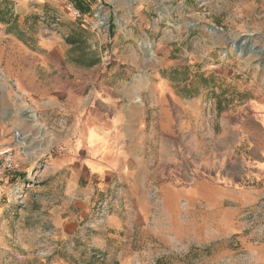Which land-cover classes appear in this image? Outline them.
<instances>
[{
    "label": "rangeland",
    "instance_id": "rangeland-1",
    "mask_svg": "<svg viewBox=\"0 0 264 264\" xmlns=\"http://www.w3.org/2000/svg\"><path fill=\"white\" fill-rule=\"evenodd\" d=\"M83 4L76 19L74 0H0V39L37 40L47 67L34 76L11 67L22 79L11 82L19 124L7 133L24 165L0 176V264H264V108L244 109L249 98L264 103V0ZM138 83L152 87L137 101L158 115L159 151L148 152L145 177L131 161L127 178L91 172L77 134L87 119L111 118L105 85ZM43 137L50 148L36 145ZM60 155L62 174L50 166ZM226 166L237 183L219 178Z\"/></svg>",
    "mask_w": 264,
    "mask_h": 264
},
{
    "label": "crops",
    "instance_id": "crops-1",
    "mask_svg": "<svg viewBox=\"0 0 264 264\" xmlns=\"http://www.w3.org/2000/svg\"><path fill=\"white\" fill-rule=\"evenodd\" d=\"M2 34L6 35V30ZM41 46L42 45L39 44L37 40L30 41L18 38L15 40L12 39L3 41L0 39V149L4 150L13 148L15 150L14 158L17 166L16 172L23 168L22 166L24 165L22 156L19 152L22 148H17L15 146L16 141L12 136L13 131L7 133V129L11 126V124H19V114H17L16 111L17 99H15L13 95V84H11V82L22 78L13 76L11 73V67L15 62L19 68V73H22L23 71L24 74H32L33 76L37 74V72L39 75L41 72L45 74L47 71L46 57L44 48ZM92 69H94V67ZM43 81V83H45L44 86H46V80L44 79ZM23 85L26 84L24 83ZM149 85L151 84L146 83V85H143L138 83L134 86H131V88L128 87L125 90L119 89L117 84L110 86L105 85L107 87L106 89L110 91L112 98L110 99L111 101H104L102 106L105 107L106 111L108 110L112 112L111 118L87 119L84 125V128H86L85 134L78 133L75 138V147H83V153L86 155V161L84 162L85 168H88L91 172H96V174L99 175L102 174L103 171L111 170L112 172L116 173L121 169L122 172H118V176L127 178V176L130 174L128 172V162L131 161L132 164H138L136 167H139L140 175L145 177V174L148 171V163L150 160V157H148V152L159 151V147L155 141L159 134L157 128L158 115L146 116L144 102L140 104L139 100L137 101L138 96H141L144 100L148 90H152V87H149ZM28 89L29 91H32L30 86ZM204 89L206 90L207 86L201 88L202 91ZM187 92L192 95L190 90L186 91V93ZM38 93L41 94L42 91L33 93V95H38ZM183 93L185 94V92ZM29 94L32 95V92H29ZM150 95L154 97L153 94ZM168 95H170L169 97L172 99V101L177 102L179 99L178 95L180 94H175L174 91L170 89L168 90ZM195 95L199 96L201 94L196 92ZM117 97H122L123 100L122 102L114 105V101ZM249 99L250 104H247L244 109L264 108V103H257L256 97L254 100L252 98ZM191 110L192 112H204L205 114V110L194 108ZM90 113L91 117L95 116V118H97V115L94 114V112L90 111ZM24 116L25 115L23 114V117ZM23 117L21 120H23ZM199 117L201 119V113L199 116L194 117L196 119V122H194L193 126V133L195 134L194 147L196 150V155L202 157L201 159H196V163L198 165H202L203 169L205 170L207 169L206 166L210 165L212 161V155L208 157V161H205L207 158L205 155L206 149L208 150L209 147L207 146V143L200 144L199 142L198 136L200 126L198 121H201L200 124L203 125V122L206 120H204L203 117L201 120H199ZM168 122H170V120ZM2 125H6L7 128L3 129ZM159 125L162 128L166 126L164 123ZM169 125H171V122ZM84 128L82 129L81 127V131H84ZM54 137L56 139H53V143L57 142L60 144L63 142L62 138L56 136ZM50 139V137L48 139L43 137L36 145H39V143L47 145L46 143H48L50 148L52 146V144H50L52 142ZM242 158L243 163L247 162L245 157ZM50 160L52 162L54 161L52 160V154ZM253 160L257 161L261 159ZM54 164V166L52 164H50V166L55 168V171L57 170L58 173L61 172L60 174L64 172L63 170H67V159L64 155H60L59 158L55 160ZM226 167L228 168V166ZM229 170H232V168H228V172L223 171V174L219 175V178L224 181L237 183L235 181H231L232 178L230 176L232 174ZM140 175L138 176L140 177ZM246 175L247 173H243L242 176L238 178V184H246ZM85 179L87 181V178ZM258 180V183L261 181V183L264 184L263 172L260 173ZM205 183L206 184H201L200 189H208L210 187L207 184L209 183L207 180ZM219 187L222 188V190L228 189L227 192H231L230 188L227 186ZM5 188L6 186L0 184V197L3 193H5ZM227 192L225 193L227 194Z\"/></svg>",
    "mask_w": 264,
    "mask_h": 264
},
{
    "label": "built area",
    "instance_id": "built-area-1",
    "mask_svg": "<svg viewBox=\"0 0 264 264\" xmlns=\"http://www.w3.org/2000/svg\"><path fill=\"white\" fill-rule=\"evenodd\" d=\"M71 11L76 19L82 18L80 10L74 6H71ZM14 154L13 148L5 150L0 149V176H9L10 174H14L17 171Z\"/></svg>",
    "mask_w": 264,
    "mask_h": 264
},
{
    "label": "trees",
    "instance_id": "trees-1",
    "mask_svg": "<svg viewBox=\"0 0 264 264\" xmlns=\"http://www.w3.org/2000/svg\"><path fill=\"white\" fill-rule=\"evenodd\" d=\"M74 4L76 5V7L81 11V12H83V13H85V12H87L89 9L83 4V0H74ZM7 16V14L5 13L4 15H3V17H6ZM0 22H2V23H5V20L3 19L2 21H0ZM67 41H68V43H70V44H72V45H76L77 43H79V42H77V40H75V39H72V38H68L67 39Z\"/></svg>",
    "mask_w": 264,
    "mask_h": 264
}]
</instances>
